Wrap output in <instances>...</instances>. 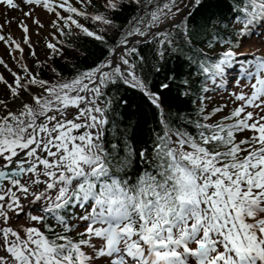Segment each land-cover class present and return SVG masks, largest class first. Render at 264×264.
I'll return each instance as SVG.
<instances>
[{"label":"snow or ice","instance_id":"snow-or-ice-1","mask_svg":"<svg viewBox=\"0 0 264 264\" xmlns=\"http://www.w3.org/2000/svg\"><path fill=\"white\" fill-rule=\"evenodd\" d=\"M131 4L141 13L109 45L117 24L108 13ZM0 6V42L17 66L0 57L12 77L0 73V264H264V52L241 51L253 36L264 40V0H103L96 13L88 11L93 0ZM37 9L53 18L45 23ZM197 14L215 30L214 57L192 45L189 21ZM76 17L106 27L94 31ZM13 23L21 39L5 31ZM46 28L55 41L46 43L47 59L71 47L57 33H82L108 55L70 79L54 67L55 81L44 79L27 63L25 46L37 69L46 66L32 41ZM181 40L196 51L187 59L205 79L190 73L177 85L183 74L169 69L153 82L139 45H154L161 73ZM209 79L217 88L243 82L230 93L235 107L227 114V104L208 109ZM115 85L156 110L161 131L152 130L150 142L111 119L115 101L106 90ZM174 87L182 89L177 100L194 89L204 94L195 119L177 116L175 124L166 114Z\"/></svg>","mask_w":264,"mask_h":264},{"label":"trees","instance_id":"trees-1","mask_svg":"<svg viewBox=\"0 0 264 264\" xmlns=\"http://www.w3.org/2000/svg\"><path fill=\"white\" fill-rule=\"evenodd\" d=\"M160 3H163L164 0H159ZM93 4L95 7L88 8L90 13H96L98 10L103 12L104 9L102 7L103 0H93ZM225 4H227V0H225ZM78 8L79 4L76 5ZM142 9L138 7L136 4L125 5L119 12L108 13L111 16L116 24L117 28L108 30V41L109 45H114L119 39L122 38L120 35L121 30H126L129 26V21L132 20L134 16L140 14ZM226 11V9H225ZM64 15H67L66 13ZM79 22L86 27H89L92 30H97L102 27H106L100 23H93L91 20H85L80 17H76ZM189 29L192 32V45H194L195 50H204L207 52L208 56L214 57L215 53L220 50V46L217 45L215 48H209L208 43L210 41V37L215 34V30L213 26L209 24L202 15L197 14L194 18L189 21ZM220 30L223 32L224 26H220ZM54 31V30H53ZM75 28H73V32H77ZM178 31V30H174ZM59 39H63L66 44H70L71 47H64V57L53 56L51 59H47L50 54V50L48 53L44 55L40 60L44 61L47 59V65L42 69H37L35 67V62H33L30 67L33 71H40L41 76L44 79L55 81V75L49 71V68H56L58 72H60L61 76L64 79H70L74 77L77 71H84L90 67H94L100 61H102L107 55V47L101 45L99 42L94 39L83 35L82 33L78 35H74L71 37H59V34H56ZM55 42L52 40V36H50L48 42ZM214 43V42H213ZM180 51L175 54H168L167 65L165 70L161 73H156L154 71V66L157 61L154 57V45H139L142 50V54H144L148 60L149 65L144 69V74L151 79L153 82L158 83L164 76L169 74V69L175 70V73H182L183 76H179L177 80V85L179 83V79L188 78V74L191 73V79L193 80H204L205 77L203 75H196V64L189 63L188 57L196 58V51L192 50V45H185L184 41H179ZM60 47V45H58ZM219 83V80L217 81ZM208 86L213 88L214 90L207 93L209 97L208 100L205 101L209 110L214 107H217L214 101H212L211 97H220L224 92L217 88L215 85H212L211 80H208ZM199 88V85H197ZM178 91H182L178 87H174L172 92L166 96L165 101V111L168 114L172 121L175 124H180L181 121L177 120V116H189L193 119L196 118V112L199 108L198 97L204 95L203 93L197 91L196 89L187 96H181L178 100L176 96ZM109 97H112L115 101L113 107L115 109V115L111 117V119L120 125V128H126L129 124L132 125V133L137 142L140 141H149L152 136V130L156 132L161 131V127L157 122L156 110L152 108L150 105L143 100L138 92H134L133 90L127 89L122 85L109 86L106 90ZM232 91H228L226 94L230 95ZM121 98H126L129 100V105L125 106L119 103ZM226 99H224L225 101ZM189 130L193 129L191 126H188ZM111 136V133H109ZM141 146H148L145 144H141Z\"/></svg>","mask_w":264,"mask_h":264},{"label":"rangeland","instance_id":"rangeland-1","mask_svg":"<svg viewBox=\"0 0 264 264\" xmlns=\"http://www.w3.org/2000/svg\"><path fill=\"white\" fill-rule=\"evenodd\" d=\"M72 2L74 3L75 0H72ZM37 11L40 12V18L45 23H47L50 19L53 18V17L45 14L44 12H42L40 9H37ZM5 12H6L5 7L4 6H0V23H3V21H4ZM8 15L10 17H20L21 14L18 13V12L12 11V12H9ZM28 23L31 25V21L30 20L28 21ZM5 31L6 32H11L15 38H16V34H19V38L20 39L22 37L21 31L16 27L15 23H13L10 28H6ZM50 32H53V29L46 28L45 30H43L41 35H39V36L33 35L32 36V41L34 43L35 51H36L37 56H38L39 59H41L42 57H44L45 54L48 53V50L46 48V43L48 42V40L50 38V35H49ZM45 37H47V40L45 39ZM253 46H255V48H258L260 52H264V40H261L258 35L257 36H253L249 40H247L245 42V46L241 49V51L247 52V51H250V50H255V48ZM25 56L28 57L27 63L29 64V66L33 62H35V60L32 57L28 56V49H27L26 46H25ZM0 57H3L7 61V63L10 66H12L14 69L17 68L15 62L13 61L11 56L9 55L8 46H6L2 42H0ZM0 73H3V75L5 77H7V79L9 81L12 80V77L9 75V73L2 66H0ZM0 87H2V86H0ZM240 87H243V82L241 83ZM240 87H237L235 85H233L231 87L225 86V88H222L223 91H224V94H222V96H220V97H217V96L211 97L212 101L215 102L217 107L221 106V105H224V104H227L228 107L225 109V113L224 114H227L228 111L231 108L235 107V104L233 103V97L231 95H227L226 93L228 91H232V92L233 91H239ZM244 90L247 91L248 89L245 88ZM224 99H226V100L224 101ZM237 103H239V102H237Z\"/></svg>","mask_w":264,"mask_h":264},{"label":"bare ground","instance_id":"bare-ground-1","mask_svg":"<svg viewBox=\"0 0 264 264\" xmlns=\"http://www.w3.org/2000/svg\"><path fill=\"white\" fill-rule=\"evenodd\" d=\"M16 38H17V39H20V38H19V34H16Z\"/></svg>","mask_w":264,"mask_h":264}]
</instances>
